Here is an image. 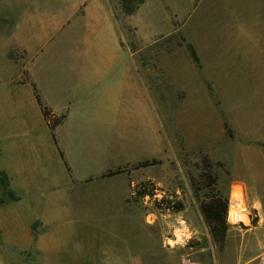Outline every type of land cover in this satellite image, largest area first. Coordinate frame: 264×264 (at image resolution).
<instances>
[{
    "label": "rangeland",
    "instance_id": "rangeland-1",
    "mask_svg": "<svg viewBox=\"0 0 264 264\" xmlns=\"http://www.w3.org/2000/svg\"><path fill=\"white\" fill-rule=\"evenodd\" d=\"M149 1L156 19H161L159 0ZM123 4L135 11L125 13ZM142 4L140 0H65L62 4L60 0H0V77L14 72L3 57L9 55L16 64L15 82L31 79L29 66L38 60L37 77L51 98L57 104H71L80 119L111 113L118 99L124 101L126 84L129 108L135 100L131 88L137 94L143 91L138 95L136 120L127 127L126 160L109 170L121 169L116 175L127 176L128 187L134 190L125 199L106 196L119 199L112 205H76L74 219L64 222L34 220L27 225L23 210L5 208L0 212L1 264H264L263 211L253 208V197L242 182L233 180L234 173L245 171V165L232 163L239 158L243 140L231 128L225 137H216L215 111L220 101L208 82L214 68L203 66V51L198 52L199 63L193 59L183 30L166 27L155 34L144 33L137 15ZM60 13L63 28H47L46 35L31 33V25L13 32L27 22L26 17L43 16L49 22L50 15ZM96 17L104 26L90 45L103 52L88 49L86 43L87 26ZM232 17L231 30L237 32L236 14ZM36 20L44 26L41 17ZM249 31L250 35L232 34L227 39L256 45L238 64L237 75L252 79L243 84L247 109L264 113V0ZM56 117H51L52 122L61 116ZM1 142L0 199H7L8 183L19 199L7 203H23L24 180L10 177ZM143 161L148 164L141 166ZM103 168V163L88 167L94 174ZM2 172L7 181L2 180ZM76 174L65 159V179L59 187L74 182L83 191L76 196L81 201L105 199L87 195L92 187L120 184L106 179L115 174H101L97 180H76ZM236 183L246 192L250 224L231 223L227 207L229 229L221 247L214 243L201 204L216 198L229 206ZM139 190L147 194L140 195ZM173 205L181 209L174 210ZM180 229L189 236L178 240Z\"/></svg>",
    "mask_w": 264,
    "mask_h": 264
},
{
    "label": "crops",
    "instance_id": "crops-1",
    "mask_svg": "<svg viewBox=\"0 0 264 264\" xmlns=\"http://www.w3.org/2000/svg\"><path fill=\"white\" fill-rule=\"evenodd\" d=\"M64 1L60 0V3ZM159 2L161 19H156L151 7L152 3L146 0L137 10V15L141 16L138 22L145 26L144 33L148 35L166 27L172 28V31L183 30L187 43L193 44L197 53L203 51V66L214 68L209 72L208 82L213 85L215 98L220 101L215 111L216 137L218 135L225 137L226 125H228L236 138L243 140L238 145L239 158L232 160V163L243 164L246 167L245 171L234 173L233 180L242 182L248 196L253 197V208L263 211L261 222L264 227V113L247 109V99L242 95L243 84L252 82V79L237 75L238 64L248 57V53L252 52L256 45L245 42L234 43L227 39L232 34L243 37L250 35L249 28L252 27L256 11L263 0H159ZM235 14L238 22L235 25L238 28L237 32L231 30V23L235 20L232 15ZM50 16L49 22H44L43 16L26 17L27 22L25 21L21 27L14 28L13 32L22 31L23 28L31 25L29 27L31 33L43 36L46 35L47 28L55 26L63 28L62 13ZM40 17L45 23L42 27L37 25L36 19ZM103 26L104 23L98 17L90 20L87 26L89 32L85 36L88 40L86 42L88 49L93 47L90 44L98 39L97 31ZM155 27L157 29L152 30ZM93 49L105 51L95 47ZM2 59L9 67L14 68V72L8 77H0V141L8 159L5 168L13 181L24 180L26 192L23 195V203L17 201L3 204L0 206V212L5 208L9 211L23 210L25 219L29 221L27 225L34 220L46 223L49 220L64 222L69 221L71 217L74 219L73 212L77 211L76 205L108 206L119 202V199L108 200L106 196L110 195L125 199L134 189L128 187L129 179L122 175L115 174L106 178L110 180L109 183L119 181V186L88 189L87 195L105 197L95 201L78 200L76 196H81L83 191L75 188L74 182H71L67 188L59 186L65 179V159L72 170L78 173L74 177L76 180L91 177L97 180L96 178L101 174L105 177V171L117 167L126 160L127 127L136 120L138 95L143 92L142 89H139L137 94V90L131 88V96H134L135 100L130 108L128 107L129 90L126 84L125 103L118 99L117 106L111 110V113L80 119L74 115L71 104H57L51 98L37 77L38 72L35 68L38 60L34 65L29 66L31 79L15 82V62L9 55ZM207 93L210 94L208 90ZM38 94L43 105L49 110L48 116L45 115L43 105L37 98ZM258 97L260 98L259 94L256 98ZM123 103L125 109H122ZM127 108L132 112L131 114L128 113ZM59 115L61 117L58 119L60 118L61 122L53 127L55 120L52 122L51 117ZM148 117H150L149 113ZM65 128L67 129L63 130ZM242 150L246 152L245 155ZM99 163L104 165L100 173L94 174L88 169L89 166ZM36 165L39 167L37 168ZM76 166L78 170L79 167L85 168V172L79 170L80 174ZM48 181H51L50 187ZM96 184L97 181L93 183ZM244 188L236 183L232 186L231 194L234 190L240 189L246 197ZM242 222L250 224V217L249 222Z\"/></svg>",
    "mask_w": 264,
    "mask_h": 264
},
{
    "label": "trees",
    "instance_id": "trees-1",
    "mask_svg": "<svg viewBox=\"0 0 264 264\" xmlns=\"http://www.w3.org/2000/svg\"><path fill=\"white\" fill-rule=\"evenodd\" d=\"M143 2H144V0H140V3H143ZM123 7L125 10V13H127V14H132L135 11L134 7L128 6L126 4H123ZM187 48H188L189 52L191 53L193 59L199 63L200 57H199L195 47L193 46V44L187 43ZM37 98H38L40 104L43 105L42 99H41L39 94L37 95ZM43 109H44L45 115L48 116L49 113L46 111L47 108L44 105H43ZM59 122H61L60 118L55 120L52 126L54 127ZM226 126H227V129L229 130L228 125H226ZM147 164H148V161H143L140 163L141 166H144ZM120 171H121V169H118L116 171H109V172L105 173L104 176L113 175V174H116ZM2 175H3L2 180L7 181V176L5 175L4 172H2ZM6 186L8 189V191H7L8 197H7V199L1 198L0 204H5L9 200L16 201L19 199V197L15 194V192L10 188V185L8 183L6 184ZM138 192L140 195L147 194V191H140L139 190ZM180 206L181 205H173L172 208L174 210L175 209L180 210L181 209ZM227 207L229 209L227 202H224V205L222 206L221 201L216 199V198H213L211 201H208V202L204 201L201 204V210H202V212H203V214H204V216L208 222L210 233L212 235L214 243L221 246V247L224 246L227 231L229 229V223L227 222V219H226Z\"/></svg>",
    "mask_w": 264,
    "mask_h": 264
},
{
    "label": "bare ground",
    "instance_id": "bare-ground-1",
    "mask_svg": "<svg viewBox=\"0 0 264 264\" xmlns=\"http://www.w3.org/2000/svg\"><path fill=\"white\" fill-rule=\"evenodd\" d=\"M228 220L231 223H238L242 221L249 222V208L246 202L245 194L240 189H236L233 191L228 213ZM176 236L178 237V240H180L184 236L189 235L187 234V232H184V229H180L177 230Z\"/></svg>",
    "mask_w": 264,
    "mask_h": 264
}]
</instances>
